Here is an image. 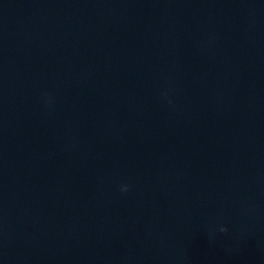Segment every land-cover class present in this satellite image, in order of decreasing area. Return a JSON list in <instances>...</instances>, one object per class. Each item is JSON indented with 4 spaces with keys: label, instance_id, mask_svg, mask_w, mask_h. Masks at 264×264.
Segmentation results:
<instances>
[{
    "label": "clouds",
    "instance_id": "9594fccd",
    "mask_svg": "<svg viewBox=\"0 0 264 264\" xmlns=\"http://www.w3.org/2000/svg\"><path fill=\"white\" fill-rule=\"evenodd\" d=\"M121 190H122V191H125V192L128 191V186H127V185H123V186L121 187ZM220 231H221V232H226L227 229L224 228V227H221V228H220Z\"/></svg>",
    "mask_w": 264,
    "mask_h": 264
}]
</instances>
